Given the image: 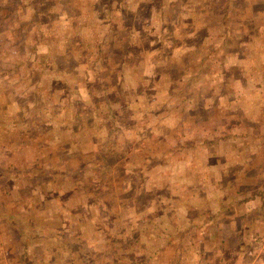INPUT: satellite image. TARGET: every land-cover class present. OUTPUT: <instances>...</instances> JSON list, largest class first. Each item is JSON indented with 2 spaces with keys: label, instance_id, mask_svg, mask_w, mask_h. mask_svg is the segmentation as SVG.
I'll list each match as a JSON object with an SVG mask.
<instances>
[{
  "label": "rangeland",
  "instance_id": "obj_1",
  "mask_svg": "<svg viewBox=\"0 0 264 264\" xmlns=\"http://www.w3.org/2000/svg\"><path fill=\"white\" fill-rule=\"evenodd\" d=\"M257 192L264 0H0V264H248Z\"/></svg>",
  "mask_w": 264,
  "mask_h": 264
},
{
  "label": "trees",
  "instance_id": "obj_2",
  "mask_svg": "<svg viewBox=\"0 0 264 264\" xmlns=\"http://www.w3.org/2000/svg\"><path fill=\"white\" fill-rule=\"evenodd\" d=\"M209 7L211 8V10H213V12L215 11V9L212 8V6H209ZM79 11H81V8L79 9ZM70 19H73L72 22L74 23V25L71 27V30L69 32H71V33L73 32L75 34V36L81 37L80 36V32H81L80 27L81 26L82 27H86V26H84V23L86 21L85 17L84 16L81 17L78 21L77 20L75 21L74 17H72ZM224 23H225V21H224V19H222V21L221 20L219 21L218 25H221V28H223L222 26L224 25ZM89 27H90V29H92V26H89ZM163 28H164V25L162 26V29ZM216 28L217 27H215L214 29H208V31L210 32L209 35H208V40H209V45H210L211 49L210 48H207V49H210V51H212V48H214V46H213L214 43H218L219 44V47H217L219 49H222L226 44H228V43H225V42H222L220 44L218 39H219V37H222V38L229 37L228 35L230 34V32L229 31L227 32L225 30V28H223L220 31H215ZM218 29H220V28H218ZM213 31H215V32H213ZM71 33H70L69 36H71ZM214 33H216V34H214ZM127 36L128 35L120 36V39H122L124 37V39L126 40ZM75 39L76 38H73V40H75ZM134 41L137 43V45H134V46H138V47H136V48L132 47L130 50L127 49L128 44H125V46L121 45V47L124 46V49L121 51L122 55H130V54H132L133 52H135L137 50L139 51L140 46H141V42L139 40H137V39H134ZM105 44H106V42H105ZM77 46H78V49H79L80 48V43H78ZM205 50L206 49H204V51ZM199 59H201V58H199ZM41 64H43V61L41 62ZM202 64H203V61L199 60L198 64H196V65L193 64L191 69H188L187 71L185 70V75H187V77H189V79L191 81H193V79H195V81H197V78L200 75H202V70H203V65ZM193 69L198 70L196 72V74L192 73ZM194 75H195V77H194ZM211 75L212 74L210 73V76ZM223 75H225V73ZM221 77H222V75L219 72L218 74H216L215 78L216 79H221ZM228 88L229 89L224 90V98L226 99L225 101H226L227 107L228 106L232 107V105L235 104L234 102H236V99L237 98H241L242 96L237 95L233 88H231V87H228ZM95 105H97V104H95ZM70 106L71 107L72 106L73 107L76 106V110H77L76 114L77 115L76 114H70V119H69V121L67 123L69 125V129H71L70 128V124L72 122H74V120L76 118H77L76 122H81L82 126H81L80 129L75 130V131L71 129L69 137H72L73 140H69V139L68 140H64L63 143L70 142V143L74 144L75 146H79V144L81 142L80 146H82V143L85 141V136L88 135L87 132L90 130L89 128L92 127V125H93V123L95 121V118L92 117V115L90 117L86 116L87 114L85 112H87L89 114V113H92V110L86 109L85 108V103L82 100H79L78 102H76V103H74L73 105H70ZM107 109L109 110V113L103 114L104 120L109 119L108 127L112 128V130H114V131L118 130L119 125H118L117 121L119 120V118H117V116L115 114H113V112H112V103H109V102L107 103ZM54 111H57V108H55ZM59 112L60 111H58V113ZM74 137H77V141H75ZM231 138L232 137L226 138V142H227L228 145H230V143H231L230 140H229ZM101 144H103V143L102 142L98 143V145L94 148L95 150L94 149L90 150V153H92V152H93V154L98 153L101 150V148H102Z\"/></svg>",
  "mask_w": 264,
  "mask_h": 264
},
{
  "label": "crops",
  "instance_id": "obj_3",
  "mask_svg": "<svg viewBox=\"0 0 264 264\" xmlns=\"http://www.w3.org/2000/svg\"><path fill=\"white\" fill-rule=\"evenodd\" d=\"M242 197L236 195L235 198H232L230 204L222 207L223 209H234L235 214L242 213L243 211H248V218H255L252 220L251 224V237H259V241L256 243L257 253L254 251L253 255L250 256L248 264H264V194L256 193L254 196V201L258 200L259 206H255L254 203H249L252 201V197H246V194L242 193ZM235 199V200H234ZM232 205V206H230ZM221 208V206L219 205Z\"/></svg>",
  "mask_w": 264,
  "mask_h": 264
}]
</instances>
